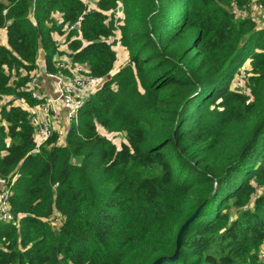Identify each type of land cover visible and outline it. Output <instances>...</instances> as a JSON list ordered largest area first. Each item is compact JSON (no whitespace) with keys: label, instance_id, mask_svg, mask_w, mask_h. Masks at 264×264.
<instances>
[{"label":"trees","instance_id":"1","mask_svg":"<svg viewBox=\"0 0 264 264\" xmlns=\"http://www.w3.org/2000/svg\"><path fill=\"white\" fill-rule=\"evenodd\" d=\"M90 1L0 0V264H263L264 26L232 11L253 0ZM56 35L104 82L33 152L17 101Z\"/></svg>","mask_w":264,"mask_h":264},{"label":"built area","instance_id":"2","mask_svg":"<svg viewBox=\"0 0 264 264\" xmlns=\"http://www.w3.org/2000/svg\"><path fill=\"white\" fill-rule=\"evenodd\" d=\"M256 9L263 12L261 4L253 0L248 2L247 7L242 10H237L238 14L246 17L248 12ZM6 13V9L3 10ZM264 13V12H263ZM118 17H121L118 15ZM58 21H61L59 18ZM80 25L79 19L73 23L65 24L64 30L78 28ZM5 32L4 27L0 26V43H4L2 34ZM59 40V49L65 53L53 57L54 67L56 71H49L46 69L44 59L38 67L34 69L29 75L26 83V91L30 96L37 100L35 105L24 106L23 100H18V104L29 112V119L34 126V142L35 147L33 152H38L41 145H43L53 132L57 134L56 144H63L68 128L71 123L76 120L77 111L82 106L85 100L91 94L96 92L104 82L103 77H96L91 75L86 64L73 62L66 54L68 52L67 44L64 41V35H56ZM115 38H119V33L115 32ZM42 55L44 53L42 52ZM43 74L52 82V93L45 94L39 88V75ZM4 100H7L4 98ZM15 177H12L9 182L0 183V221L8 222L13 220L14 215L9 208L10 188ZM51 222L58 228L61 223V218L58 214L51 217Z\"/></svg>","mask_w":264,"mask_h":264},{"label":"rangeland","instance_id":"3","mask_svg":"<svg viewBox=\"0 0 264 264\" xmlns=\"http://www.w3.org/2000/svg\"><path fill=\"white\" fill-rule=\"evenodd\" d=\"M86 2L88 3L89 6H93L92 1L86 0ZM232 11L235 13L237 19H240L242 17L241 15L238 14V12L235 10V8ZM116 13H117V15L122 16L121 7H119L117 9V12ZM246 17H250V18L254 19L255 22L260 27L264 26V13L263 12H259L256 9H252V12L249 11L248 14H246ZM114 39H115V37H109L107 39V41L113 43V40ZM113 48H114V50L117 53V61L114 64L115 67H113V70H114L118 64H124L127 61V59H128V53L118 43H114L113 44ZM246 67H247V63H245V65H244V68H246ZM244 68L242 67L241 71ZM238 77H239V75L235 77V81L238 82V84H241L242 81H239V78ZM240 87L242 88L243 86H240ZM97 129H98L99 133L102 136H106L107 138H109L113 142H115L116 144H119L120 141H123L124 140L123 139V136L121 134H118V133L116 134V133L108 132L107 130H105L103 127H100V126H98ZM259 257H260L261 262L264 264V246H261V248H260Z\"/></svg>","mask_w":264,"mask_h":264},{"label":"crops","instance_id":"4","mask_svg":"<svg viewBox=\"0 0 264 264\" xmlns=\"http://www.w3.org/2000/svg\"><path fill=\"white\" fill-rule=\"evenodd\" d=\"M92 3H93V6H95L94 2H92ZM59 18H60V15L59 14H56L55 15V19L59 20ZM2 35L5 36L4 37V41H6V31L3 32ZM56 38L59 40L58 36H56ZM43 59H44V55H42V52H41L39 54V56H38V59H37V62H38L39 65L42 63L41 61ZM121 65H123V64H118L116 66V68L114 70H112V73H114L115 71H117ZM114 67H115V65H114ZM39 88L45 94H51L52 93V82H51L50 79L46 78L43 74L39 75ZM23 105L26 106L28 104L26 102H24ZM61 141L63 142L64 139H62Z\"/></svg>","mask_w":264,"mask_h":264},{"label":"water","instance_id":"5","mask_svg":"<svg viewBox=\"0 0 264 264\" xmlns=\"http://www.w3.org/2000/svg\"><path fill=\"white\" fill-rule=\"evenodd\" d=\"M185 225V224H184ZM159 261V259L158 260H156L153 264H156L157 262Z\"/></svg>","mask_w":264,"mask_h":264},{"label":"clouds","instance_id":"6","mask_svg":"<svg viewBox=\"0 0 264 264\" xmlns=\"http://www.w3.org/2000/svg\"><path fill=\"white\" fill-rule=\"evenodd\" d=\"M120 6V5H119ZM119 8V7H118ZM121 11H122V9H121ZM122 17V16H121ZM119 44V43H118ZM111 74H112V71H111Z\"/></svg>","mask_w":264,"mask_h":264}]
</instances>
